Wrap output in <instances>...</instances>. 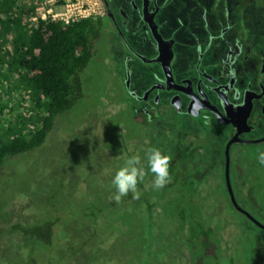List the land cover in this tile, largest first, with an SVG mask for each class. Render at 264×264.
<instances>
[{
  "label": "flooded vegetation",
  "instance_id": "af4514ba",
  "mask_svg": "<svg viewBox=\"0 0 264 264\" xmlns=\"http://www.w3.org/2000/svg\"><path fill=\"white\" fill-rule=\"evenodd\" d=\"M101 1L84 70L106 68L83 135L101 140L104 191L126 156H171L170 183L152 190L148 173L140 198L127 195L133 219L118 237L129 235L134 264H264V4Z\"/></svg>",
  "mask_w": 264,
  "mask_h": 264
},
{
  "label": "rangeland",
  "instance_id": "374dc122",
  "mask_svg": "<svg viewBox=\"0 0 264 264\" xmlns=\"http://www.w3.org/2000/svg\"><path fill=\"white\" fill-rule=\"evenodd\" d=\"M110 64L111 71L103 79L105 93L114 87L110 73L117 65ZM105 68L101 62L96 73L92 66L84 70L83 96L54 119L45 141L0 166V264H26L30 257L39 264H132V259L134 264L129 235L118 237L122 226L130 230L134 202L125 196L117 203L112 199L114 190L104 191L109 187L105 182L109 163L101 140L95 132L88 134L91 138L83 135L91 126L92 132L96 128L91 118L93 113L99 117L97 105L92 107L98 86L94 75L105 74ZM14 83L11 69L0 63V104L8 109L19 97L8 91ZM6 122L3 116L0 127ZM216 194L224 204L221 193ZM160 213L152 212L153 225ZM46 221L53 222L47 245L19 230Z\"/></svg>",
  "mask_w": 264,
  "mask_h": 264
},
{
  "label": "trees",
  "instance_id": "16d2710c",
  "mask_svg": "<svg viewBox=\"0 0 264 264\" xmlns=\"http://www.w3.org/2000/svg\"><path fill=\"white\" fill-rule=\"evenodd\" d=\"M34 15L31 0H0V63L11 69L15 82L8 91L19 94L12 100L14 107L0 104V119L4 116L7 120L0 127V166L39 147L54 119L83 96L81 74L97 35L96 16L64 24L60 20H32ZM52 223L19 226V230L47 245ZM26 264L39 263L30 257Z\"/></svg>",
  "mask_w": 264,
  "mask_h": 264
},
{
  "label": "clouds",
  "instance_id": "9594fccd",
  "mask_svg": "<svg viewBox=\"0 0 264 264\" xmlns=\"http://www.w3.org/2000/svg\"><path fill=\"white\" fill-rule=\"evenodd\" d=\"M170 160L171 156L168 153L152 146L144 150L143 157L140 154L126 156L111 176L110 182L115 190L112 199L119 203L129 193L133 199H139L141 193L138 185L144 182L148 173H151L152 190L163 189L171 181ZM256 160L258 164L264 166V150L258 151Z\"/></svg>",
  "mask_w": 264,
  "mask_h": 264
},
{
  "label": "built area",
  "instance_id": "2783aa9c",
  "mask_svg": "<svg viewBox=\"0 0 264 264\" xmlns=\"http://www.w3.org/2000/svg\"><path fill=\"white\" fill-rule=\"evenodd\" d=\"M35 6L32 20H60L64 24L102 13L101 0H31Z\"/></svg>",
  "mask_w": 264,
  "mask_h": 264
}]
</instances>
